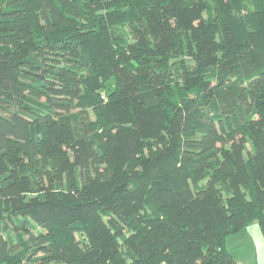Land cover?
Here are the masks:
<instances>
[{
  "label": "trees",
  "instance_id": "16d2710c",
  "mask_svg": "<svg viewBox=\"0 0 264 264\" xmlns=\"http://www.w3.org/2000/svg\"><path fill=\"white\" fill-rule=\"evenodd\" d=\"M264 238V0H0V263L237 264Z\"/></svg>",
  "mask_w": 264,
  "mask_h": 264
},
{
  "label": "rangeland",
  "instance_id": "374dc122",
  "mask_svg": "<svg viewBox=\"0 0 264 264\" xmlns=\"http://www.w3.org/2000/svg\"><path fill=\"white\" fill-rule=\"evenodd\" d=\"M225 248L237 264H264V238L256 223H250L244 229L228 235Z\"/></svg>",
  "mask_w": 264,
  "mask_h": 264
},
{
  "label": "built area",
  "instance_id": "2783aa9c",
  "mask_svg": "<svg viewBox=\"0 0 264 264\" xmlns=\"http://www.w3.org/2000/svg\"><path fill=\"white\" fill-rule=\"evenodd\" d=\"M160 264H166V263L162 262V263H160Z\"/></svg>",
  "mask_w": 264,
  "mask_h": 264
}]
</instances>
